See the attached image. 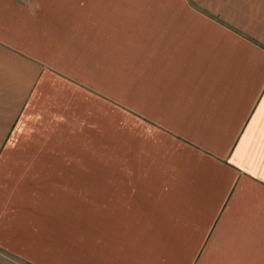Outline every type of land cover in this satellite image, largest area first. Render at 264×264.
Returning a JSON list of instances; mask_svg holds the SVG:
<instances>
[{
  "label": "crops",
  "instance_id": "1",
  "mask_svg": "<svg viewBox=\"0 0 264 264\" xmlns=\"http://www.w3.org/2000/svg\"><path fill=\"white\" fill-rule=\"evenodd\" d=\"M264 264V0H0V264Z\"/></svg>",
  "mask_w": 264,
  "mask_h": 264
},
{
  "label": "rangeland",
  "instance_id": "2",
  "mask_svg": "<svg viewBox=\"0 0 264 264\" xmlns=\"http://www.w3.org/2000/svg\"><path fill=\"white\" fill-rule=\"evenodd\" d=\"M15 264H20V263H16V262H15Z\"/></svg>",
  "mask_w": 264,
  "mask_h": 264
}]
</instances>
